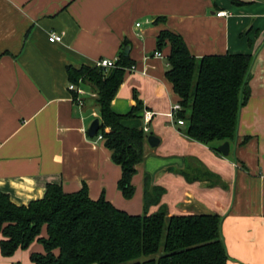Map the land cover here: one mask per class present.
I'll return each instance as SVG.
<instances>
[{
    "label": "crops",
    "instance_id": "obj_1",
    "mask_svg": "<svg viewBox=\"0 0 264 264\" xmlns=\"http://www.w3.org/2000/svg\"><path fill=\"white\" fill-rule=\"evenodd\" d=\"M164 29L180 34L196 57H253L250 94L227 156L187 137L167 116L179 97L165 76L169 44L161 57L154 55ZM50 32L62 39L49 41ZM125 48L134 69H125L111 108L129 112L136 95L141 108L124 125L142 128L143 112L151 111L145 135L158 138L152 147L145 137L130 199L117 188L121 169L111 151L87 134L95 118L100 122L93 92L84 84L90 95L77 105L65 69L94 66ZM145 176L163 187L159 205L169 214L221 216L227 264H264V0H0V192L25 205L42 198L48 184L65 192L85 185L90 198L103 195L119 209L142 214ZM34 241L10 256L0 253V264H34L30 254L43 252L41 243L30 247Z\"/></svg>",
    "mask_w": 264,
    "mask_h": 264
},
{
    "label": "trees",
    "instance_id": "obj_2",
    "mask_svg": "<svg viewBox=\"0 0 264 264\" xmlns=\"http://www.w3.org/2000/svg\"><path fill=\"white\" fill-rule=\"evenodd\" d=\"M167 43L165 76L179 97L176 116L184 121L183 133L204 144L234 141L239 111L250 94L252 55L227 52L196 57L180 34L164 29L156 36L155 50L161 51ZM131 65L121 50L107 70L96 65L65 68L68 83L86 84L96 94L93 103L100 126L92 138L100 134L111 160L120 166L117 188L126 199L134 194L132 177L144 158L146 135L142 128L127 127L123 121L134 116L141 101L134 95L136 103L125 114L113 111L111 101ZM163 193V187L151 185L145 176L144 211L131 214L103 195L90 198L85 185L65 192L58 184H48L42 198L25 205L14 204L0 192V253L10 256L37 240L43 252L30 254L34 264H227L221 216L169 214L159 205ZM153 205L159 206L149 212Z\"/></svg>",
    "mask_w": 264,
    "mask_h": 264
},
{
    "label": "built area",
    "instance_id": "obj_3",
    "mask_svg": "<svg viewBox=\"0 0 264 264\" xmlns=\"http://www.w3.org/2000/svg\"><path fill=\"white\" fill-rule=\"evenodd\" d=\"M217 16H226L227 13L226 11H218L216 12ZM139 23H136V26H138ZM49 41H60L62 39V35L60 33H56V32H50L49 33V37H48ZM155 56L161 57L162 54L160 51L155 50L154 52ZM115 61L116 58H100L97 63L96 66L99 67H103L104 69H109L111 67H113L115 65ZM128 70H133L134 69V65H131L130 67L127 68ZM67 89L72 93H74V96H72V100L79 106L83 105V97L84 95H86V90L84 89L82 84H74V83H68L67 84ZM92 96H96L95 92H93L91 94ZM181 109V106L179 105V103L174 104L169 112L167 113V116L169 117V119L174 123L177 124L179 126H184V121L181 118H178L176 116L177 112ZM153 116V112L151 111H144L143 115H142V119L144 122V125L142 127V130L144 133H147L149 128H148V123L151 120ZM97 139H102V136L100 134H98L96 136Z\"/></svg>",
    "mask_w": 264,
    "mask_h": 264
},
{
    "label": "water",
    "instance_id": "obj_4",
    "mask_svg": "<svg viewBox=\"0 0 264 264\" xmlns=\"http://www.w3.org/2000/svg\"><path fill=\"white\" fill-rule=\"evenodd\" d=\"M128 52V48H125L124 50V55H127ZM99 126H100V122L98 118H95L91 124L89 125L88 129H87V134L90 137H94L97 133V131L99 130ZM146 140L148 142V144L150 146H156L158 144V138L154 135H148L146 137ZM217 150L223 155V156H227L229 153V142L228 141H224L221 145H219L217 147Z\"/></svg>",
    "mask_w": 264,
    "mask_h": 264
},
{
    "label": "rangeland",
    "instance_id": "obj_5",
    "mask_svg": "<svg viewBox=\"0 0 264 264\" xmlns=\"http://www.w3.org/2000/svg\"><path fill=\"white\" fill-rule=\"evenodd\" d=\"M86 94L90 95V91H87V90H86ZM95 95H96V94H95ZM90 97H91V98H95L96 96H90ZM211 143L213 144V146H216V147H218L219 145L222 144V143L219 144L218 141H212ZM37 244L39 245V242L35 240V241L30 245V247H32V246H34V245H37Z\"/></svg>",
    "mask_w": 264,
    "mask_h": 264
}]
</instances>
